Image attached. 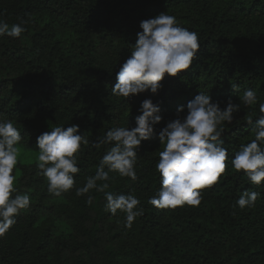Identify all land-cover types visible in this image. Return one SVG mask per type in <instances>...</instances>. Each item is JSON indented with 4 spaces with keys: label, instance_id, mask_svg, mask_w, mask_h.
I'll use <instances>...</instances> for the list:
<instances>
[{
    "label": "trees",
    "instance_id": "1",
    "mask_svg": "<svg viewBox=\"0 0 264 264\" xmlns=\"http://www.w3.org/2000/svg\"><path fill=\"white\" fill-rule=\"evenodd\" d=\"M162 12L198 34L193 64L166 75L158 94L112 95L140 22ZM0 19L9 27L27 21L20 38L0 36V119L21 132L18 146L38 151L39 135L71 124L90 142L78 155L74 188L59 197L48 193L36 161H19L16 194L27 193L31 205L0 238V264H264V181L252 185L230 162L254 138L246 116L255 122L259 104L241 105L233 123H225L227 167L217 184L201 190L200 205L157 209L148 203L160 188L158 134L177 118L179 106L186 116L187 103L204 92L224 108L248 89L264 103V0H0ZM148 98L160 107L162 121L138 150V179L110 173L108 181V191L133 194L144 209L128 229L123 213L105 211L103 193L91 190L89 206L75 189L111 147L95 143L111 128L135 127ZM244 191L260 193L255 207L234 208Z\"/></svg>",
    "mask_w": 264,
    "mask_h": 264
},
{
    "label": "clouds",
    "instance_id": "2",
    "mask_svg": "<svg viewBox=\"0 0 264 264\" xmlns=\"http://www.w3.org/2000/svg\"><path fill=\"white\" fill-rule=\"evenodd\" d=\"M26 20L9 27L0 19V36L20 38L26 30ZM142 31L137 33L131 55L116 73V83L111 88L112 95L125 99L142 93L155 95L163 88L166 75L175 77L191 67L201 44L198 34L179 25L175 16L162 12L155 17L140 22ZM237 92L239 85L231 82ZM239 103L229 97L221 108L219 101H213L209 94L200 92L185 106L177 109V118L170 120L159 132L158 140L163 146L159 152L156 171L160 174V188L148 203L157 209H176L178 206H198L201 203V190L217 184L227 167L228 149L224 147L225 123L232 124L234 113L241 111V105L250 108L259 104V115L255 122L246 116L254 138L242 144L231 158V166L237 173L247 176L252 185L260 186L264 181V103L259 102L256 92L246 90ZM136 116V126L114 127L95 143L111 145L100 159L94 175L86 178L82 187L75 189L78 197L87 196L91 206L94 196L91 190L103 193L105 211L117 216L125 215L124 227L131 229L137 217L144 214L139 207L140 200L133 194H116L108 191L110 173L121 178L138 179L136 164L142 141L155 135L154 126L162 121L161 109L153 100L144 99ZM21 132L11 120L0 119V238L16 223L15 217L21 210L31 205L27 193L16 194L17 168L20 157L18 145ZM38 156L35 167L37 175L47 182V191L54 196L70 192L76 183L75 174L80 172L78 155L81 147L89 145V139L80 133L76 124L67 127L56 126L37 138ZM15 194V195H14ZM259 192L244 191L235 207L244 210L253 208ZM235 214V212L233 213Z\"/></svg>",
    "mask_w": 264,
    "mask_h": 264
},
{
    "label": "rangeland",
    "instance_id": "3",
    "mask_svg": "<svg viewBox=\"0 0 264 264\" xmlns=\"http://www.w3.org/2000/svg\"><path fill=\"white\" fill-rule=\"evenodd\" d=\"M19 147V146H18ZM20 148V157H19V161L21 162H35L36 161V158L38 156V151H34V152H29V151H26L25 149Z\"/></svg>",
    "mask_w": 264,
    "mask_h": 264
}]
</instances>
